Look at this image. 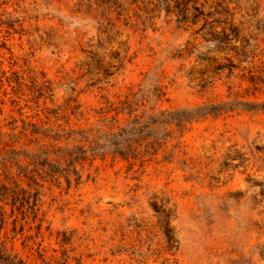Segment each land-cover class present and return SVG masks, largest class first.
Listing matches in <instances>:
<instances>
[{
  "label": "rangeland",
  "instance_id": "374dc122",
  "mask_svg": "<svg viewBox=\"0 0 264 264\" xmlns=\"http://www.w3.org/2000/svg\"><path fill=\"white\" fill-rule=\"evenodd\" d=\"M211 103L117 154L132 110ZM0 138L25 264H264V0H0Z\"/></svg>",
  "mask_w": 264,
  "mask_h": 264
},
{
  "label": "trees",
  "instance_id": "16d2710c",
  "mask_svg": "<svg viewBox=\"0 0 264 264\" xmlns=\"http://www.w3.org/2000/svg\"><path fill=\"white\" fill-rule=\"evenodd\" d=\"M162 92L154 89L152 97L156 100L161 98ZM148 99V98H147ZM219 105L211 103L185 110H153L152 108L139 107L133 112V117L117 131V154L122 157H130L133 159L141 158L147 155L155 154L168 140L178 139L182 136V130L185 125L195 118L207 116L209 114H219L229 111L230 108H218ZM131 111V112H132ZM137 111H140L137 113ZM129 112V113H131ZM183 113L184 116H178ZM188 113V114H187ZM2 147L9 146L6 142H2ZM10 150L17 152L13 148ZM8 149V150H9ZM60 149V148H59ZM45 153V151H41ZM40 165H47L50 170L47 158L35 159ZM5 159L0 164L4 173L1 174L2 182H0V264H25L22 258L14 251L13 240L14 235L23 230L24 225L28 221V214L35 216L37 213L35 206L36 200L31 203V194L28 193L30 181L33 178L27 177L26 185L19 174H12L10 166ZM17 164V162H15ZM1 170V169H0ZM0 179V180H1ZM28 186V187H27ZM9 210V213L7 212ZM13 226L8 235L6 226L8 222ZM18 223H20V231H17Z\"/></svg>",
  "mask_w": 264,
  "mask_h": 264
}]
</instances>
